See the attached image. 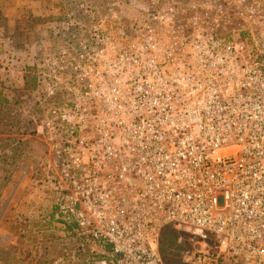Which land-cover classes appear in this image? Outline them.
<instances>
[{
	"label": "built area",
	"instance_id": "obj_1",
	"mask_svg": "<svg viewBox=\"0 0 264 264\" xmlns=\"http://www.w3.org/2000/svg\"><path fill=\"white\" fill-rule=\"evenodd\" d=\"M131 3H70L29 65L56 214L111 264L170 227L181 264H264V0Z\"/></svg>",
	"mask_w": 264,
	"mask_h": 264
},
{
	"label": "rangeland",
	"instance_id": "obj_2",
	"mask_svg": "<svg viewBox=\"0 0 264 264\" xmlns=\"http://www.w3.org/2000/svg\"><path fill=\"white\" fill-rule=\"evenodd\" d=\"M15 1L0 0V22L3 21V16ZM65 1L69 3L65 7L66 11L70 3L77 0H63L62 2ZM87 1L98 8H110V4L117 3L115 4L117 7L114 8L119 11L122 18L134 19L138 16L139 8L132 5L131 0ZM7 3L10 4L8 7ZM12 15L17 16L16 13ZM15 20L16 24L11 30L16 39L21 42L25 41L29 47L34 45L36 40L33 39L34 22L22 17L15 18ZM41 32L44 31H37L36 36H40ZM45 35H49L47 31ZM45 43L47 46L49 40ZM38 49L40 48L28 50L26 62L29 65L33 63L35 52ZM32 89H27L19 107L14 106L13 110L14 113L16 111L20 113L19 128L26 152V179L19 190L12 192L17 187V175L11 178L16 173V169L4 167L0 169V213L5 210L0 221V264H101L98 260L93 262L101 256L100 249L90 244L79 247V242H83V237H78L76 232L67 231V225L62 217L55 212L49 160L34 130ZM14 119L16 120V117ZM14 125L16 123L12 120L13 129ZM7 197L11 198L10 204H8ZM19 208L27 213L25 218L24 215L18 216ZM190 242L191 237L180 229L170 227L164 230L161 251L166 262L181 264L182 256L191 248ZM72 251L76 253L75 259L71 258Z\"/></svg>",
	"mask_w": 264,
	"mask_h": 264
},
{
	"label": "crops",
	"instance_id": "obj_3",
	"mask_svg": "<svg viewBox=\"0 0 264 264\" xmlns=\"http://www.w3.org/2000/svg\"><path fill=\"white\" fill-rule=\"evenodd\" d=\"M62 1L16 0L3 16V21L0 22V169L2 167L16 169V173L11 176V178H14L17 175V187L13 189V193L20 189L26 179V152L19 128L20 113L18 111L13 112L14 106L16 108L19 107V103L27 91L25 85L28 80L27 73L30 66L26 62V57L28 50L31 48L34 50L42 48L46 44L45 41L50 39L49 35H45L48 29L45 21L49 17L52 18L53 15H58L60 13L58 12L59 9H63L62 7L65 8L66 4H69L66 1ZM9 5L7 3V7ZM13 13H16L17 16L14 17ZM26 13H32L34 17L35 34L33 39L36 40L31 47L26 42L22 44L21 40H17L11 30L16 24L15 18H28L29 14ZM41 30L44 32H41L40 36L37 37L36 32ZM14 117H16V120ZM12 120L16 123L14 129L11 127ZM7 200L8 204H10L11 198L7 197ZM4 214L5 210L0 213V221ZM25 214L27 213L19 208L18 216L22 217L24 215L23 217L25 218ZM109 249L110 246L108 247ZM106 251L103 253L104 256H102V253L99 256L103 261H106L105 257L108 255ZM102 259L98 262L101 263Z\"/></svg>",
	"mask_w": 264,
	"mask_h": 264
},
{
	"label": "trees",
	"instance_id": "obj_4",
	"mask_svg": "<svg viewBox=\"0 0 264 264\" xmlns=\"http://www.w3.org/2000/svg\"><path fill=\"white\" fill-rule=\"evenodd\" d=\"M67 6H68V4H66ZM58 12H60L58 15H53L52 16V18L51 17H49L46 21H45V23L48 25V29H47V33L49 34V36H52V33L54 32V30H55V26L58 24V22L63 18V16H64V14H65V8L64 9H59V11ZM26 14H29V13H26ZM21 18V17H20ZM22 18H24V17H22ZM30 20H32V22L34 21V19H31V18H34L33 17V15L31 16V14H29V17H28ZM28 18H26V19H28ZM25 42V41H24ZM24 42H22V44L24 43ZM27 75H28V77H27V81H26V87L25 88H27L28 90L29 89H32L33 87H34V85H35V77H34V75L32 74V68H30L29 70H28V73H27ZM67 231H70V226H67ZM90 245H92V244H90ZM92 246H94V245H92ZM94 247H96V246H94ZM108 247H109V245H107L104 249H106V250H108ZM97 248V247H96ZM105 250V251H106ZM110 250V249H109ZM108 250V251H109ZM108 251H106V253L108 252ZM106 253H105V255H106ZM102 256H104V254L102 253ZM102 259L101 257H98L97 259H95V260H93V262L94 261H96V260H100V259ZM106 262H107V264H111L110 263V259H109V256L108 255H106ZM103 260V259H102Z\"/></svg>",
	"mask_w": 264,
	"mask_h": 264
}]
</instances>
